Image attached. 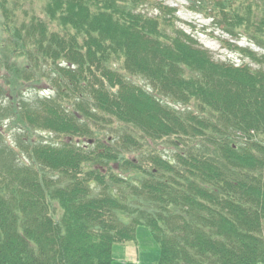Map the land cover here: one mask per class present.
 I'll return each mask as SVG.
<instances>
[{
  "label": "trees",
  "instance_id": "trees-1",
  "mask_svg": "<svg viewBox=\"0 0 264 264\" xmlns=\"http://www.w3.org/2000/svg\"><path fill=\"white\" fill-rule=\"evenodd\" d=\"M148 1L0 0V128L28 162L0 132V264H112L139 227L158 264H264V0H185L246 40L239 61ZM42 82L54 97L16 98ZM162 141L170 157L143 148Z\"/></svg>",
  "mask_w": 264,
  "mask_h": 264
},
{
  "label": "rangeland",
  "instance_id": "rangeland-1",
  "mask_svg": "<svg viewBox=\"0 0 264 264\" xmlns=\"http://www.w3.org/2000/svg\"><path fill=\"white\" fill-rule=\"evenodd\" d=\"M153 2L154 4L162 3L170 10L174 9V16L176 19L174 25H177L175 27L177 29H183L187 34L194 35L198 39L199 44L208 51L214 60H240L241 55L237 53L234 47L236 45L239 47H246V40L231 38L213 26L210 20L194 15L189 10V4L185 0H149L145 9L149 12V15L155 16L157 13L149 6V3ZM226 45H231L233 50L229 49ZM251 50L254 52L258 51L255 48H251ZM131 82L140 87H149L148 82L141 77H133L131 78ZM16 92L18 94L16 97L17 99L20 98V100L29 101H32V99L37 96L38 98L55 96L54 87L47 82H42L38 85L26 84L24 87H19ZM164 101L166 100L164 99ZM0 132L2 133L3 144L10 150L12 149L15 151L18 161L17 164H28L26 158H24L23 155L18 154L17 150L19 145H24L26 143L25 134L18 131V128H14L13 125L6 122L1 126ZM29 136L33 141L44 140L53 143L54 145H60L64 142L63 138H57L53 134L47 132H32ZM114 136L116 139L117 132L113 134V132L110 131V128H107L103 131L101 130L98 138L102 141L105 140L106 142H109ZM80 143H85V141L80 140ZM146 144H148V146L143 147L145 151L150 150L148 149L149 147L156 148V150L161 152L165 157H170L176 151L173 147L167 145L166 141L155 143L146 142ZM124 156L127 159H138L140 158V153L132 152L130 154H124ZM114 167L116 168V166ZM114 173L121 174L119 170H115ZM52 179L56 180L57 177L52 176ZM112 259V264H158L159 249L149 231L144 227H139L136 231V240L134 243L114 245L112 247Z\"/></svg>",
  "mask_w": 264,
  "mask_h": 264
},
{
  "label": "water",
  "instance_id": "water-1",
  "mask_svg": "<svg viewBox=\"0 0 264 264\" xmlns=\"http://www.w3.org/2000/svg\"><path fill=\"white\" fill-rule=\"evenodd\" d=\"M90 143V142H89Z\"/></svg>",
  "mask_w": 264,
  "mask_h": 264
}]
</instances>
